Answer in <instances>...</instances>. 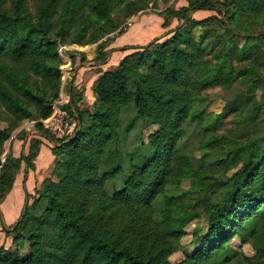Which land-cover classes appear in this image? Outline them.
Wrapping results in <instances>:
<instances>
[{
    "label": "trees",
    "instance_id": "obj_1",
    "mask_svg": "<svg viewBox=\"0 0 264 264\" xmlns=\"http://www.w3.org/2000/svg\"><path fill=\"white\" fill-rule=\"evenodd\" d=\"M28 1L0 0V155L24 122L51 115L62 84L58 47L121 34L122 19L148 4L37 0L30 9ZM184 1L171 17L189 28L180 24L101 72L83 110L71 96L64 109L74 107L80 129L57 141L53 180L38 193L41 212H25L10 232L15 243L26 239L27 254L0 249V264H264V0H222L221 9L213 8L221 0ZM196 11L222 14L218 27L226 36L211 26L215 18L191 19ZM195 28L211 39L209 58L191 38ZM215 88L231 94L219 113L209 110L215 102L206 94ZM149 127L155 130L144 142ZM35 130L32 138L52 141L41 124ZM191 135L198 137L197 159L186 145L176 147ZM40 145L32 141L18 158L6 155L0 204L21 163L33 168ZM105 184L113 188L108 194ZM196 220L204 228L191 247H181ZM234 237L253 255L235 249ZM180 250L184 259L172 263Z\"/></svg>",
    "mask_w": 264,
    "mask_h": 264
},
{
    "label": "rangeland",
    "instance_id": "obj_2",
    "mask_svg": "<svg viewBox=\"0 0 264 264\" xmlns=\"http://www.w3.org/2000/svg\"><path fill=\"white\" fill-rule=\"evenodd\" d=\"M3 1V0H1ZM5 5L8 6L9 5V0H4ZM28 6L30 7V9H33V5L35 4V2H37V0H29L28 1ZM222 2V0L219 3H215L213 8L214 9H221L222 7L220 6V3ZM132 3L135 6H141L143 3L141 0H133ZM147 6L140 12H138L137 14H135L134 16L130 17L131 18H136V17H140L142 15H146L147 18L150 19V23H151V30H155L154 29V24H156V18L158 17L160 19L161 24L162 23H169L168 27L166 26V28H160L161 31L159 33H157L156 35H154L153 37H150L146 42H144L142 44V46H137V47H132L130 48L127 52V55H131L134 52H136L137 50L140 49V47H144L146 45H148L149 43L153 44L155 43L157 40L164 38L165 36L168 35H172L173 32H175L176 28L180 26V24H184L183 20H181L179 23L175 20L172 19L171 17V13L172 12H176L177 10H180L182 8V6L186 5V2L184 0H147ZM150 16V17H149ZM120 18V16H119ZM157 18V19H158ZM190 18L193 20H206L208 18H215L213 19H209L211 26H215L216 28H218L219 30H216L217 33H220V28L218 26H221V24L219 23L220 20L223 19V15L219 14L218 11H196V12H191L190 13ZM129 19H122V26L125 27L128 20ZM213 20V21H211ZM135 21V19H134ZM155 21V22H154ZM190 22H186L184 24V27L187 26L188 28L190 27ZM206 27V26H205ZM204 29V30H202ZM191 30V29H190ZM212 30V28H211ZM213 31V30H212ZM214 32V31H213ZM116 33H118V30L107 35L106 37H104L103 39H101L99 42H97L96 44H92L89 46H79V45H66V53L65 55L61 56L58 54L59 48L57 49V54L61 59V66H60V75H61V81H62V89H63V97H71L72 99H74V104H78V108H82V110L84 108H86L89 103L91 98H93L92 92H93V86L95 83V80L97 79L98 75L101 72H105V71H109L111 70L109 67H105L103 69H101L97 64H99L100 59L97 58L98 53H102V50L105 47H102L103 42H106V44H108L110 41V38L115 37ZM204 33H205V28H195L194 30H191L190 35L192 34L191 38H193V42H195L196 44H198L197 47L201 48V49H205L206 53L205 57L209 58L210 55L213 54V50L208 51L209 47H210V41L211 39L209 38H205L204 37ZM257 33V31L255 32ZM220 36H226L223 33H220ZM244 41L240 40L238 41V44H243ZM106 49V48H105ZM126 55V56H127ZM71 64V65H70ZM103 64H115V62H111L108 63V60L106 58V60H104ZM70 66V67H69ZM142 71H146V70H142ZM82 72V73H79ZM79 74L83 79V82L80 83V87L78 89H74V91L69 94L68 92V87L70 86V83L68 82V79L70 78V76L72 77V75L75 76H79ZM74 76V77H75ZM66 79V81H65ZM234 84H238L239 79L234 80ZM74 84V83H73ZM206 94L209 96V98L215 102L211 107H210V111H214L216 113H219L222 109V106L224 104V100H229L231 98V94L230 92H226L224 90L215 88L213 90L207 91ZM85 98H87V100H84ZM89 99V100H88ZM65 107H69V105H66ZM74 107L70 108V112L74 115H76V113L74 112ZM69 110V109H68ZM131 117L133 116V113L130 114ZM229 119L226 120V122H228ZM5 125L3 123H0V127H4ZM155 130V128L153 127H149V128H145L144 130H142V138L144 140V142H146L148 136L153 133V131ZM34 132V129L32 127L29 128L28 131H26V129L24 128V133L21 134V136L17 137L18 140H24V138L26 137L27 134H30ZM16 132L13 133V135ZM37 133V132H36ZM33 134V133H32ZM31 138L29 137L28 139V147L27 150L25 151V155L28 154V150H29V146L31 144L32 141H39L41 143H44V141L39 138V136L37 137H33V135H30ZM35 136V135H34ZM48 137H50L49 135H47ZM133 138V137H132ZM131 139V138H130ZM48 141V140H47ZM57 141L56 139H52V141H50V153H51V163L50 166L44 168V170L42 172L39 173V176L36 177L35 182L30 186V189L24 190V194L25 198L21 199L22 206L20 208L19 213L17 214V216L15 217V219L13 221H11L10 219H8V217L6 216V223L4 221V217L3 215L0 216V226H1V231H0V249L7 251V254H16L18 256H22L25 257V255L27 254L25 251L26 248L28 247L27 241L26 239H24L25 241L22 242H14L13 238L14 235L11 236L10 232L13 230V227L16 225V223L21 220L23 214L25 212H27L28 214H33V215H38L41 212L42 207L45 205L41 200H40V196H39V192L42 190V188L44 187V185L49 182L50 180H53V174L52 171L54 170L55 165L57 164V161L59 160V153L57 152L56 148H57ZM130 141V140H128ZM127 141V146H129ZM61 142V141H59ZM187 146L191 152V156L194 159L199 158L200 156V152L197 148L198 145V137L197 136H189L187 139H183L180 140L178 142V144L176 145V147H184ZM10 143L6 142L5 143V147H4V151L3 153L0 155V163L2 164V162L5 163V159H6V155L9 153L10 150ZM11 154V152H10ZM4 158V161H2ZM30 158V157H29ZM36 160V158H35ZM35 160H31V163H33V168L30 169V167H28L24 162L21 163V168H24V171H32L34 169V164H35ZM0 164V165H1ZM1 168V167H0ZM29 168V169H27ZM189 182H184L183 183V187L186 189L189 187ZM112 185L111 184H105L104 186V192L106 194H108L110 191H112ZM204 228V222L200 221V220H196L194 222H192L186 229H185V235L181 238L180 240V245L181 247L185 248L187 246L191 247V245L194 242V232L197 229H203ZM13 233V232H12ZM22 243V245H21ZM232 245L235 249H238L239 251H243L247 256H252L253 255V251L249 246H242L240 245L239 241H237V238L234 237L232 240ZM184 259V253L180 250L175 252L174 254H172L169 257V260L172 263H178L180 261H182Z\"/></svg>",
    "mask_w": 264,
    "mask_h": 264
},
{
    "label": "crops",
    "instance_id": "obj_3",
    "mask_svg": "<svg viewBox=\"0 0 264 264\" xmlns=\"http://www.w3.org/2000/svg\"><path fill=\"white\" fill-rule=\"evenodd\" d=\"M157 18L155 20L156 24H154L155 30L153 31L151 30L152 28L150 19L147 18L145 14L140 17L129 19L126 26L124 27V32L116 35L113 38V41L110 42L108 47L104 49V52L107 55L108 63L115 62V64L97 65L101 69L105 67H109L110 69L115 68L119 64V62L127 55V52H129L128 50L130 48L142 46V44L146 42L150 37H153L161 31V22L160 19ZM80 75L82 74H79V76L72 75V77L70 76V78L68 79V82L70 83V86L68 87L69 94H71L74 89H78L80 87V83L83 82V79ZM68 99V101L70 102L71 97H68ZM84 100H87V98H85ZM29 137H31L30 134H27L24 140H18L17 138L13 139L10 144L11 149L9 151L14 158H18L21 154H25V151L28 147ZM41 139L44 141V143H41L39 147V152L35 160L34 169L32 171L25 172L24 168H21L18 171L15 176L11 191L6 195L5 199L0 204V216L3 215V219L5 222L6 216L11 221L15 219L23 203L21 199L25 198V195H23V191L26 190L27 192V190L30 189V186L35 182L36 177L39 176V173L42 172L44 168L50 166L52 159L50 153V141H47L44 137H42Z\"/></svg>",
    "mask_w": 264,
    "mask_h": 264
},
{
    "label": "built area",
    "instance_id": "obj_4",
    "mask_svg": "<svg viewBox=\"0 0 264 264\" xmlns=\"http://www.w3.org/2000/svg\"><path fill=\"white\" fill-rule=\"evenodd\" d=\"M66 51L67 50L65 46H60L58 54L61 56V58L63 55H65ZM62 94H63V89L61 86L59 99L53 103L52 113L48 118H46L45 120L24 122L20 126V128H18L15 131L16 133L12 135L7 142L10 143L12 139L16 138V135H18L21 132H24V128L26 129V131H28L29 128L32 127L34 129V132H32L33 134L30 133V135L36 134V130H35L36 124H41L47 135L58 141H67L74 138L80 129L79 123L77 122V119L74 116V114L64 109L66 105L70 104V102L68 101L69 99L63 97ZM4 158L5 157L3 156L2 161H4ZM3 164L4 162H2L0 167H2Z\"/></svg>",
    "mask_w": 264,
    "mask_h": 264
}]
</instances>
